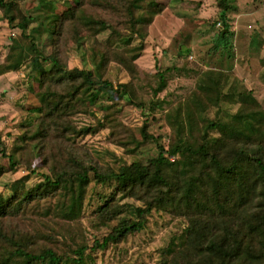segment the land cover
<instances>
[{
    "label": "trees",
    "instance_id": "1",
    "mask_svg": "<svg viewBox=\"0 0 264 264\" xmlns=\"http://www.w3.org/2000/svg\"><path fill=\"white\" fill-rule=\"evenodd\" d=\"M39 2L41 10L51 13L45 40L27 33L32 16L20 15L17 26L28 44L14 41L10 61L0 63V75L23 63L31 65L40 85L37 106L20 122L22 133L11 150L0 131V158L8 159L13 171L21 166L28 171L10 184V195L0 194V264H94L88 250L118 245L142 231L153 210L188 222L179 250L166 255L163 264H264V108L253 91L235 82L237 86L224 92L222 75L205 71L198 83L201 97L192 99L195 111L179 106L167 114L175 131L169 147L149 134L147 123L140 130L141 139L136 138L118 120L116 100L149 106L154 112L163 105L157 96L166 87V74L157 72V99L148 102L138 100L133 81L115 85L105 76L113 62L133 79L138 76L137 60L149 26L166 5L155 0H66V9L57 12L55 1ZM218 6L224 23L218 45L227 46L226 13L233 7L228 0H218ZM0 10L14 27L16 2L0 0ZM105 32L104 49L91 46V68L69 67L70 40L86 50L87 40ZM103 95L113 103H99ZM221 102L239 107L227 119L209 118L208 107ZM96 105L103 110L98 130L108 129L115 144L132 152L144 142H155L158 155L105 169L78 143L98 130L75 122L76 116L94 114ZM35 160L48 172L42 174V182L29 187L39 167ZM2 175L0 166V179ZM92 180L114 182L116 194L142 205H134V218L121 219L90 246L81 216ZM123 206L112 196L98 207L95 218L109 225L120 218Z\"/></svg>",
    "mask_w": 264,
    "mask_h": 264
},
{
    "label": "rangeland",
    "instance_id": "2",
    "mask_svg": "<svg viewBox=\"0 0 264 264\" xmlns=\"http://www.w3.org/2000/svg\"><path fill=\"white\" fill-rule=\"evenodd\" d=\"M13 1L18 7V19L14 27L10 26L5 13L0 10V63L3 64L10 61L8 56L14 41L28 44L29 39L22 37L21 29L17 26L20 15L32 16L27 33L34 34L40 42L45 40L44 27L51 16L49 11L40 9L39 0ZM53 1L57 4V12L66 9V0ZM155 1L165 4L166 8L149 26L144 51L137 60L140 68L138 76L133 79L115 62L108 67L105 76V79L115 85L133 81L138 100L148 102L160 98L163 101V105L156 107L153 112L149 106L140 108L126 104V99L116 100L119 103L118 120L132 130L136 138L141 139L140 130L147 123L149 134L160 138L158 142L169 147L175 131L167 114L174 112L179 106L195 111L192 99L194 96L201 97L198 83L208 70H213L215 75H222L221 86L224 92H228L230 86H237L238 84L233 85L237 82L240 87L251 89L264 108V0H228L233 8L226 13L229 23L227 46L226 42H219L218 45L219 33L224 25L220 18L218 0ZM107 36L108 32H105L87 40L86 50L77 49L70 40L69 67L91 68V46L104 49ZM46 51L50 49L47 48ZM158 71L166 74L167 84L157 98H154ZM39 89L38 76L34 74L32 66L26 63L21 64L17 70L0 75V131L8 150H11L15 139L22 133L20 122L23 118H28L37 106ZM101 102L106 105L113 103L105 95L100 97L99 103ZM238 107V104L232 102H221L219 106L208 107L207 116L227 119ZM92 111L94 114L76 116L77 125L91 126L98 130L103 110L96 105ZM78 143L86 146L105 169L130 164L137 157L147 161L158 155L157 143L144 142L140 148L130 152L128 148L115 144L109 136V130L105 128H100ZM35 163L40 165L38 160ZM0 166L3 171L0 194L8 196L10 184L28 171L25 166L13 171L6 158H0ZM47 172L46 168L39 166L37 173L31 174L28 186L42 182V174ZM112 196L117 203L124 205V209L120 218L109 225H102L96 220L95 214L98 207ZM134 205L141 206L142 202L116 194L114 182L99 184L92 180L81 216L83 233L89 245L92 246L96 239L101 240L121 219L134 218ZM187 225L184 217L153 210L142 231L129 236L118 245L111 244L105 249L88 251L94 258V264H163L166 255L171 256L179 250Z\"/></svg>",
    "mask_w": 264,
    "mask_h": 264
}]
</instances>
